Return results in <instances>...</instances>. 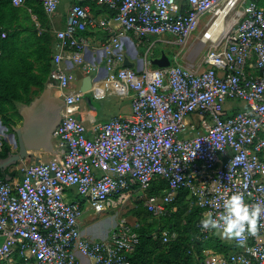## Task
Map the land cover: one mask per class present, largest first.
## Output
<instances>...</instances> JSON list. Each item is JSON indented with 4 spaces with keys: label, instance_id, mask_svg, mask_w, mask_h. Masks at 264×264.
<instances>
[{
    "label": "built area",
    "instance_id": "built-area-1",
    "mask_svg": "<svg viewBox=\"0 0 264 264\" xmlns=\"http://www.w3.org/2000/svg\"><path fill=\"white\" fill-rule=\"evenodd\" d=\"M10 1L19 6L28 0ZM32 1L47 15L58 6V0ZM71 1L64 27L54 31L47 83L55 84L65 104L52 131L56 153L48 161L19 167L18 179L0 178V264H18L15 254L20 264H83L79 257L88 264H129L138 224L121 219L107 238L89 239L80 231L81 203L67 198L68 190L85 196L101 213L109 197L122 191L142 194L159 178L166 189L143 203L154 217L166 214L182 189L201 216H216L233 192L264 209V7L255 0H94L114 11L94 18L87 0ZM225 7L235 21L207 36ZM204 13L212 17L194 47L198 52L207 46L199 62L140 70L118 66L126 33L138 40L169 34L184 46ZM90 29L110 35L100 52L107 71L103 82L117 94L132 92L128 117L92 125L68 110L83 101L82 92H63L74 79L73 67L84 73L97 69L85 59L80 34ZM234 101L245 107H231L229 113L225 103ZM191 115L197 116L196 125ZM199 220L196 238L221 231L203 229ZM168 239L163 233L162 241ZM235 239L243 245L240 250L224 255L204 249L199 264H264V210L255 231L245 230Z\"/></svg>",
    "mask_w": 264,
    "mask_h": 264
},
{
    "label": "trees",
    "instance_id": "trees-1",
    "mask_svg": "<svg viewBox=\"0 0 264 264\" xmlns=\"http://www.w3.org/2000/svg\"><path fill=\"white\" fill-rule=\"evenodd\" d=\"M255 1L264 7V0ZM33 4L35 1L28 0L22 6L35 14V24L25 13L23 22L20 21L21 5L14 6L10 0H0V31L5 32V38H0V121L8 129L19 120L17 104H29L39 95L52 67L51 36L40 22L43 9L38 2L36 7ZM100 8L109 16L114 14L104 5L100 4ZM9 151L8 143L1 141L0 159L5 158ZM18 175L17 170L10 171L9 168L0 171L1 179ZM165 189V182L156 178L149 182L142 195L136 193V203L128 213L138 224V243L128 257L129 264H199L204 249L226 255L236 247L223 243L215 232L196 238V222L201 218V209L189 204L185 189L179 190L168 203L166 214L154 217L144 207V198L160 194ZM78 200L82 204L83 200ZM162 232L168 234L167 242L162 241ZM14 256L17 257L16 254Z\"/></svg>",
    "mask_w": 264,
    "mask_h": 264
},
{
    "label": "crops",
    "instance_id": "crops-1",
    "mask_svg": "<svg viewBox=\"0 0 264 264\" xmlns=\"http://www.w3.org/2000/svg\"><path fill=\"white\" fill-rule=\"evenodd\" d=\"M37 2H35V4H33V7H36ZM72 5V1L71 0H58V6L57 9L51 14V15H47L45 14V12L43 11L42 15H41V19L40 22L43 24V28L47 29L51 39L49 41L50 44V49L53 51L52 54L55 51L56 48V43H55V39H54V31L55 30H59L62 29L65 25V17H66V13L68 11V8ZM85 5L87 6L89 13L94 17V18H104V17H108V13L101 11L100 9V4H97L94 0H87L85 2ZM21 8V13H20V21H22V17H23V13H25V15L28 17H30L31 22L36 21V16L35 14L32 13V11L25 6H19ZM23 22V21H22ZM115 27H117L115 25ZM81 36L84 38L85 42H86V48H85V59L87 60V62L90 63H94L97 65V69L91 71L90 73H84L81 72L79 68L77 67H73L71 69V72L73 73L74 79L75 80H79V87H70L67 90H63V92H67V91H80L82 92L83 90L85 91V93L82 92V97H83V107H84V111L81 110L80 107H78V111L77 112H73V114L75 113V115H77V117L83 118L86 120L88 125H92V124H96V123H100V122H104L109 120L112 117H122V118H126L130 115V98H131V94L128 92L127 95H120L115 93V91L111 88L110 85H106L103 80L105 78V76L107 75V71L104 68V63H103V59L100 58V52H101V48H102V44L106 41L107 38L110 37L109 33L107 31H104L102 29H90V30H85L80 32ZM122 42L125 46V51L128 54V48L130 46L131 39L127 38V37H123ZM197 53V50L196 52ZM52 56V55H51ZM124 57H127L126 55H124ZM159 56H156L155 58H157ZM152 58L151 60L155 59ZM128 60L132 61L131 59H129L127 57ZM195 59V58H194ZM194 59H189L190 61H186L185 63H181V64H186L189 62H193V63H197L199 61H194ZM150 61H143L141 59L136 60V62L134 63L133 67L130 68H135L136 70H140L143 67H147L150 68ZM179 62V61H178ZM103 63V64H102ZM122 65V64H121ZM120 66V63L119 65ZM138 66V67H137ZM73 79V80H74ZM49 79L47 78L46 83H45V87H49L50 88V96H59L60 98H62L61 92L57 89V87L55 86V84H51L50 86L47 85ZM44 87V88H45ZM42 92V91H41ZM40 92V93H41ZM39 93V94H40ZM110 93V94H117L119 96L122 97H128V101H129V109L128 111L125 113H121L120 111L113 113L112 115H110L107 119H104L103 121L100 120H96V115H97V110L96 108L91 109V105L93 104L94 99L96 101H100L101 99H104V97H106V95ZM132 93V92H131ZM103 95V96H102ZM38 96V95H37ZM36 96V97H37ZM102 96V97H101ZM85 97L89 98L90 104L88 102H86ZM35 98V97H34ZM27 105V104H17V112L22 108V106ZM245 107V105L243 107H241L240 109H243ZM229 109L231 108L228 107ZM234 110H240L238 109V107H232ZM63 109V108H62ZM69 110V108H68ZM70 111V110H69ZM71 112V111H70ZM19 114V113H18ZM190 120L191 122L196 125V122L198 120L197 116L195 115H191L190 116ZM21 122V117L19 116V120H17V122L15 124L19 125ZM54 140L52 139V144H53V148L55 149V153H56V145L53 142ZM9 144V142H8ZM10 145V144H9ZM12 150H15L12 148ZM45 154L42 152H36L34 153V157L30 160H28V163H24V161H19L16 164L12 165L9 167V170H18V168L21 165H29L31 163H36V162H44V161H48L49 159L53 158L55 154ZM45 159V160H44ZM18 176H15L14 178H9L11 180L14 179H18ZM72 190H68L67 192H71ZM138 192V195H142L140 194V191H135ZM69 199H73L72 197H70ZM82 204L84 203V199L81 198ZM118 221H115L113 219H109V218H94V219H89L88 221H86L84 224L80 223V231L82 233L83 236L92 239V240H101V239H105L109 236V233L111 231V229L117 224ZM136 223V219L135 222ZM157 225V223L155 224ZM166 234V232H162V234ZM216 234V232H215ZM168 236V234H167ZM169 237V236H168ZM220 240L223 243H226L227 245H230L231 243H233V245H235L236 247H234L233 250H231L229 253L240 250L241 246L238 242L236 241L235 238H225V237H220ZM211 250V249H208ZM213 251V250H211ZM17 256V255H16ZM80 261H82L83 264H88V260L82 257H79ZM14 260L16 261L15 263H22L23 261L21 260V258H19L18 256L15 258L14 256Z\"/></svg>",
    "mask_w": 264,
    "mask_h": 264
},
{
    "label": "rangeland",
    "instance_id": "rangeland-1",
    "mask_svg": "<svg viewBox=\"0 0 264 264\" xmlns=\"http://www.w3.org/2000/svg\"><path fill=\"white\" fill-rule=\"evenodd\" d=\"M211 17L212 16L208 13H204L200 16L198 26L191 32L190 37L187 39V42L184 46L174 43L173 37L169 34L149 36L145 40L141 41L132 37L131 34L126 33L125 36L130 38L132 43L130 44L131 47L128 48V54L125 51V46H123L122 51L124 55H126L133 62H136V60L138 59H141L143 61H150L152 58H155L161 52L165 53L168 56L170 64H175L177 63V61H179L178 63L181 64L185 63L187 60L190 61L194 58V61H200L202 56L206 53L207 46L200 48L196 54L194 51V47L196 48V44L199 40V37L201 33L205 30V27L209 23ZM234 21L235 17H233V12L228 13V15L226 16L225 24H231ZM113 25L115 26L116 24L114 23ZM104 62L105 61L103 59V63ZM153 67L154 66H150V68ZM205 67L206 64L201 65V69H204ZM79 83V80H71L69 82L68 87L64 88V90H67L70 87H79ZM129 93L131 94V91H129ZM83 106L84 105L82 101L80 103H75L71 105L69 107V110L71 112H77L78 107H80L81 110L84 111ZM91 106L96 108L97 110L96 120L103 121L104 119H107L110 115L118 111H120L121 113H126L129 109V101L128 97H122L117 94L108 93L106 97H104V99H101L100 101H96L94 99L93 104ZM230 106H236L238 107V109H240L244 106V103L242 101L226 102L225 108L228 110L229 113H231L230 109L228 108ZM129 113H131V109ZM4 132H6L5 129L3 127L0 128V142L3 140L5 142L7 141L13 149H17V147L14 145V139L9 138V136L4 134ZM180 137H183V135H180ZM28 160L29 159H25L23 161L24 163H28ZM136 193L137 192L135 191H122L116 196L109 197V199L107 200L108 205L106 206L105 211L98 213L91 208L90 202L86 199L85 196L78 195L74 190L71 192H65L67 198L72 197L73 199H84V203L82 205V214L79 218L80 223L84 224L89 219L94 218H109L115 221L124 219L125 222L130 225L134 224L135 218L130 213H128V210L132 208L136 203ZM161 194L162 192L156 195L160 196ZM216 235L222 237L220 235V231H216ZM239 244L242 245L241 243ZM230 245H233V243H231Z\"/></svg>",
    "mask_w": 264,
    "mask_h": 264
},
{
    "label": "water",
    "instance_id": "water-1",
    "mask_svg": "<svg viewBox=\"0 0 264 264\" xmlns=\"http://www.w3.org/2000/svg\"><path fill=\"white\" fill-rule=\"evenodd\" d=\"M150 65L162 68L169 66L170 60L165 53L161 52L159 57L151 60ZM122 66L133 67L134 63L124 57ZM82 92L85 93L84 90ZM85 100L90 104L89 98L85 97ZM64 107L63 99L59 96H50V88L47 86L29 104L22 106L18 111L21 117L20 124L10 126L16 136L14 145L17 150L10 148L8 155L0 159L1 172L19 161L32 159L36 152L55 154L52 131L57 126L61 117L60 112ZM91 109L94 107L91 106ZM5 179L9 177L5 176Z\"/></svg>",
    "mask_w": 264,
    "mask_h": 264
},
{
    "label": "clouds",
    "instance_id": "clouds-1",
    "mask_svg": "<svg viewBox=\"0 0 264 264\" xmlns=\"http://www.w3.org/2000/svg\"><path fill=\"white\" fill-rule=\"evenodd\" d=\"M220 206L222 211L216 216L211 212L202 214L199 224L203 229L220 228V235L229 239L240 238L245 230L254 232L258 215L264 210L260 204L245 203L239 192L226 195Z\"/></svg>",
    "mask_w": 264,
    "mask_h": 264
},
{
    "label": "bare ground",
    "instance_id": "bare-ground-1",
    "mask_svg": "<svg viewBox=\"0 0 264 264\" xmlns=\"http://www.w3.org/2000/svg\"><path fill=\"white\" fill-rule=\"evenodd\" d=\"M228 8L225 7L224 9H221L217 18L213 21L211 27L207 30L206 34L207 36H212L215 32L218 31V29L220 27L226 29L228 24L225 25V16H226V12H227ZM234 17V16H233ZM231 23V22H230ZM206 29V28H205ZM131 47V46H129Z\"/></svg>",
    "mask_w": 264,
    "mask_h": 264
},
{
    "label": "flooded vegetation",
    "instance_id": "flooded-vegetation-1",
    "mask_svg": "<svg viewBox=\"0 0 264 264\" xmlns=\"http://www.w3.org/2000/svg\"><path fill=\"white\" fill-rule=\"evenodd\" d=\"M16 125V124H15ZM4 128L5 129V131L6 132H4V134H6L7 136H9V138H10V136H11V139H16V136H15V133L11 130V129H8V127H6L5 125H3L2 123H1V121H0V128ZM2 130V129H1ZM13 133V134H12ZM13 140V141H14ZM4 141V140H3ZM7 142V141H6ZM0 144H1V142H0ZM15 150H17V149H15Z\"/></svg>",
    "mask_w": 264,
    "mask_h": 264
}]
</instances>
